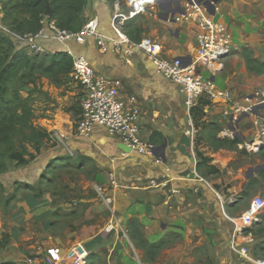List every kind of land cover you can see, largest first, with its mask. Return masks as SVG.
<instances>
[{
  "label": "rangeland",
  "instance_id": "1",
  "mask_svg": "<svg viewBox=\"0 0 264 264\" xmlns=\"http://www.w3.org/2000/svg\"><path fill=\"white\" fill-rule=\"evenodd\" d=\"M233 1L243 15L241 23L235 24L234 27L232 26L234 21L231 22L232 25L230 24L238 36L240 49L224 62V70L220 77L235 75L233 80L243 87L242 92L236 90L235 93L249 94L256 88L264 89V76L250 73L243 57L244 50H248L255 59L264 62V0ZM116 5L120 6L123 13L128 12V0H118ZM161 11L158 8L156 14H161ZM1 18L0 12V20ZM217 18L218 16L215 19L218 20ZM144 20L145 18L139 20L137 24L143 27ZM143 38L148 36L144 35ZM30 53L44 54L33 49ZM24 92L32 96L34 126L48 132L50 130L51 137L45 142L40 154L32 148L29 149L34 157L27 158L28 164L18 165L16 162H10L9 171L0 175V185L3 186L0 191V264H24L25 260L35 253L49 254L61 260L76 244H83L91 255L96 254L97 264H125L130 258L135 264H144L143 261L151 260L146 256V248L136 250L126 230L128 224L118 215L116 210L118 199L115 208L112 195L115 189L109 183L111 170L99 167L94 159L82 160V155L70 146L67 138L76 136L77 123L82 111L81 91L72 77L70 76L63 86H57L51 80L37 76L33 83L26 86ZM56 109L68 115L57 119L53 114ZM77 112L79 114H76ZM208 124L212 125V121ZM61 125L69 129L70 133L67 134L69 137L61 131ZM242 126L248 132L254 124L251 119H247ZM211 134H214L212 128L210 132L205 133L209 145L213 142ZM57 135L61 139H58ZM203 138L201 133H198L196 141L204 140ZM225 150L226 168L212 174L210 167H206L207 171L203 176L209 180H221L219 186L222 190L218 191L224 192L226 199L232 197L235 200L230 214L237 218L245 213L254 198L260 197L264 200V179L259 176L260 173L255 177L250 175V169L264 165V150L255 155H249L237 146L227 145ZM43 151L44 154L50 152L57 155L50 160L39 179L35 175L37 171L34 166L37 167L41 163L39 158ZM65 158L67 161L62 162ZM124 173L123 168L117 169L120 185L118 190L121 188L127 192L128 190L122 186L131 187L132 183H137V175L121 177ZM254 178H257L258 185L253 190L247 189L248 182ZM98 186L104 188L105 198L112 199V204L107 203L98 194L96 189ZM228 188L232 189L231 194L228 193ZM244 190L248 192V196H244ZM12 196H16L15 200L7 204ZM263 229L264 226L255 227L254 240L244 247L247 252L251 251L257 261L264 262V251L255 253L264 241V233L261 234ZM174 236L166 239L165 247L181 245L184 242L180 233H174ZM214 241L216 248L213 260L210 255L202 258L203 253L193 254L187 257L194 258L195 262L185 264H229L228 257L235 256L229 249V239L227 243H222L218 239ZM123 256L125 257L122 258ZM160 256L158 253L154 260L152 258L153 261L156 260L154 264H161ZM166 258H171L169 253L160 257L162 263Z\"/></svg>",
  "mask_w": 264,
  "mask_h": 264
},
{
  "label": "crops",
  "instance_id": "2",
  "mask_svg": "<svg viewBox=\"0 0 264 264\" xmlns=\"http://www.w3.org/2000/svg\"><path fill=\"white\" fill-rule=\"evenodd\" d=\"M217 8V19L229 25L230 28L241 23L243 15L235 1L220 0ZM115 9L116 4L113 5L108 0H88L84 14L85 21L97 19L100 30L112 35L111 23ZM156 12L155 10L152 15L131 20L134 28L143 30L141 38L147 35L160 43L164 56L168 58H185L194 55L197 48L198 29L189 22H168ZM144 18V25L141 27L137 22ZM232 21H234L233 25ZM231 31L236 41L240 43L236 31L232 28ZM38 43L47 53L67 52L70 49L76 56L86 57L98 75L120 80L122 98L135 95L140 103L142 115L139 124L143 139L150 142L153 132H160L165 137L166 161L158 160L154 156L122 152L119 147L120 140L111 137L103 129H96L91 138H80L77 134L72 138H67L73 149L82 156L96 160L99 167L111 170L110 173H114L116 179L117 169L120 168L125 170L121 177L129 178V176L137 175V183H132L131 187L122 186L128 190L127 192L121 188L118 190L120 185L112 192L115 208L118 199L116 210L120 219L128 224L131 219L137 218L143 225L145 238L151 244L159 243L163 239L166 242L167 238L175 237L174 233H180L183 236L184 242L181 245H168L159 252V256L169 253L171 257L166 258L162 263L160 256L161 264L194 263V258L187 256L202 253L204 254L202 258L210 255L213 260L216 248L214 239L222 243H227L229 239L230 244L234 225L229 218H236L230 214L233 206L227 204L232 197L226 199V194L218 191L222 190L219 186L222 183L221 180H209L203 176V173L207 171L206 167H215L219 171L226 168L225 148L217 149L214 140L213 142L211 140L212 145H209L208 138L205 136V133L210 132L212 128L220 138L219 132L223 127L221 108L213 107L211 117L206 121L207 123L212 121L215 126L201 128L199 134L201 133L204 140L198 139L193 146L186 135L188 115L180 87L167 78L157 75L155 66L146 55L137 53L129 59L104 54L92 39H87L84 45L71 42L68 46H63L51 39H40ZM203 74L210 77L208 72H203ZM221 75L215 78L218 86L234 89V92L243 91L239 82L233 80L235 75H228L227 78L220 77ZM53 114L57 119L68 115L60 109H56ZM262 114L264 115V110ZM61 131L65 136L68 132L70 133L64 125H61ZM198 153L211 161L203 165ZM56 155L57 153L51 154L50 152L44 154V151L41 153L39 158L41 163L37 167L34 166L37 178L40 179L50 160ZM227 191L232 193L231 188ZM235 256L228 257L229 264H239L240 259ZM155 261L149 260L143 263L154 264ZM125 264L135 263L130 258Z\"/></svg>",
  "mask_w": 264,
  "mask_h": 264
},
{
  "label": "built area",
  "instance_id": "3",
  "mask_svg": "<svg viewBox=\"0 0 264 264\" xmlns=\"http://www.w3.org/2000/svg\"><path fill=\"white\" fill-rule=\"evenodd\" d=\"M205 3V0H128L127 13H123L120 6L116 5L111 23L112 35L100 30L97 19L86 22L77 33L60 29L54 22L48 23L35 36L14 34L1 22L0 28L11 34L17 42L29 45L36 52H45L38 45L40 39H51L63 46H68L71 42L84 45L87 39H92L104 54L131 59L137 53H142L152 61L157 75L180 87L188 115L186 135L193 146L199 133L193 118L194 111L204 105L208 119L213 107L219 106L223 124L219 132L220 138L239 140L237 147L240 150L249 155L259 154L264 150V109L261 108L264 106V89L256 88L249 94L238 95L232 90L221 88L212 80L223 73L224 62L239 51L240 46L230 26L216 20V14L211 15ZM214 6L217 13L218 5ZM158 8L162 10L159 16L168 22H189L198 29L194 55L168 58L163 54L162 45L154 39L148 37L134 41L130 38L126 30L127 23L152 15ZM67 53L73 59L72 80L81 91L82 111L77 123V136L91 138L96 129H103L133 153L154 156L156 146L144 140L141 134L139 122L142 110L137 96L122 98L120 80L98 75L86 57L76 56L70 49ZM203 72H208L210 78ZM247 119H251L254 124L248 132L242 126ZM56 137L61 139L58 135ZM109 183L113 188L119 187L114 173H110ZM96 189L107 203L112 204V199L105 198L103 187L98 186ZM235 203L230 198L227 204L233 206ZM263 214L264 200L256 197L242 216L229 218L234 225L229 246L239 257L240 264H264L263 261H257L244 247L254 240L253 229L262 224ZM90 256L91 253L83 244H76L61 260L49 254L35 253L24 264H88Z\"/></svg>",
  "mask_w": 264,
  "mask_h": 264
},
{
  "label": "trees",
  "instance_id": "4",
  "mask_svg": "<svg viewBox=\"0 0 264 264\" xmlns=\"http://www.w3.org/2000/svg\"><path fill=\"white\" fill-rule=\"evenodd\" d=\"M49 1L53 10L48 18L45 0H0V12L3 15L0 22L8 31L20 36H35L51 22L63 30L75 33L82 30L86 23L84 14L88 0ZM108 1L114 5L118 0ZM132 22L127 23V33L132 40L140 41L143 30L134 28ZM30 50L29 45L17 42L11 34L0 28V175L9 171L10 162H16L18 165L28 164L27 158L34 157L29 149L32 148L40 154L45 142L51 137V133L47 130L34 126L33 100L30 93L25 94L26 86L33 83L37 76L47 78L57 86H63L73 70V59L66 51L31 55ZM243 57L250 73L264 76V62L255 59L248 50H244ZM212 80L216 83L215 78ZM206 117L204 105L194 111L193 118L198 130L215 126L209 125ZM211 137L217 149L225 148L227 145L237 146L239 143V140L218 138L216 131ZM164 140L163 134L153 132L150 142L157 147L162 145ZM198 156L203 165L211 161L205 159L202 154L198 153ZM81 158L84 161L92 160L86 156ZM66 161L65 158L62 162ZM79 166L81 167V164ZM210 169L212 174L219 172L217 168L214 170L210 167ZM259 176L264 179V171L260 172ZM257 184L258 180L254 178L250 180L247 189L253 190ZM2 187L0 185V191ZM244 196H248L247 191H244ZM15 197L12 196L7 204L15 200ZM262 226H264V214ZM127 232L137 249H147L146 256L151 260L152 258L154 260V257L165 247L164 240L156 244H148L143 225L137 218L129 221ZM263 233L264 229L261 230V234ZM260 251H264V241L255 253L258 254ZM96 259L98 262L97 255L93 253L88 264H97Z\"/></svg>",
  "mask_w": 264,
  "mask_h": 264
},
{
  "label": "water",
  "instance_id": "5",
  "mask_svg": "<svg viewBox=\"0 0 264 264\" xmlns=\"http://www.w3.org/2000/svg\"><path fill=\"white\" fill-rule=\"evenodd\" d=\"M45 1H46V7H47L46 17L49 18L52 14L53 7H52L49 0H45ZM205 1H206L205 6L209 9V12L211 13V15H215L216 14V8H215L214 4L218 5L220 0H205ZM261 108L264 109V106H262ZM119 147H120V150L124 153H128V154L133 153V151L129 147H127L126 145L121 144ZM166 148H167L166 142L163 145L156 147L154 150V153H153L154 157L158 160L166 161L165 153H164ZM262 171H264V165H260V166H257L256 168L250 169V175H251V177H255L257 174H259ZM251 177H249V179Z\"/></svg>",
  "mask_w": 264,
  "mask_h": 264
}]
</instances>
